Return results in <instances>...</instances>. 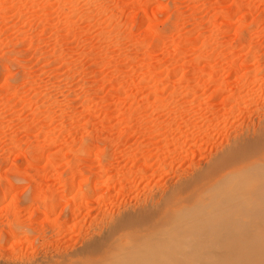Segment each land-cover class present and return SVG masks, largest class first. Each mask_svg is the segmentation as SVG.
Masks as SVG:
<instances>
[{"label":"rangeland","instance_id":"1","mask_svg":"<svg viewBox=\"0 0 264 264\" xmlns=\"http://www.w3.org/2000/svg\"><path fill=\"white\" fill-rule=\"evenodd\" d=\"M263 145L264 0H0V264L127 252L166 211L193 229L223 205L195 212L203 178ZM261 229L190 254L264 264Z\"/></svg>","mask_w":264,"mask_h":264},{"label":"bare ground","instance_id":"2","mask_svg":"<svg viewBox=\"0 0 264 264\" xmlns=\"http://www.w3.org/2000/svg\"><path fill=\"white\" fill-rule=\"evenodd\" d=\"M254 154L253 157L245 163H241L240 159L233 161L229 158L231 161H227L226 158L225 161L219 162L216 165V168H214L211 174L203 178L205 183L201 186L199 192L205 193L209 191V202H197L193 207L196 209L195 212L203 211L216 203V201L211 202L214 198L223 194L224 197L222 201L219 202L223 205L215 208V217H211L207 222L196 224L193 229L182 231L178 228L174 229L172 222H174V220H183L187 217V213L180 214V218H174V220L172 217L166 219L167 216H169L167 215L169 211L161 215L159 213L160 217L158 222L149 221V225H145L146 227L144 226L148 232L141 235L143 238H139L144 239L145 242H141V244L138 239V244L135 247L133 245V248L131 247L127 252L119 249H116V251L111 250L104 252L102 255H99L94 262H89L88 264H180L181 262L196 264L197 258L190 254V251L192 250L191 248H195L204 237H207L206 244L210 249H221L218 254H222L223 251L228 252L230 247L229 250H224L223 247L233 242V244H235L236 240L261 238L263 231L261 227L264 226V181L257 186V189H253V187H250L247 178H245L247 172L254 173L249 176L250 179L252 177H258L255 172L256 170H264V167L258 169L256 167L257 164H255L260 160L264 161V156L257 152ZM258 155H260V158H257ZM238 156L240 157V155ZM247 197H249L250 200H248ZM234 208L235 210H233L232 213H226L228 209ZM219 211H221L222 215L219 214ZM191 213L192 212H189V214ZM161 218H165V220H161ZM176 226H178V224ZM254 226H259L260 229H254ZM225 230L231 231L227 232ZM188 231H190V234L198 236V239L193 240L190 238L187 235ZM187 236L189 238H187Z\"/></svg>","mask_w":264,"mask_h":264}]
</instances>
